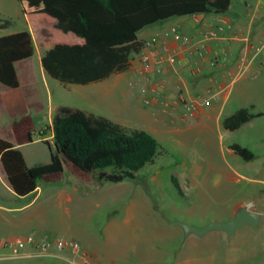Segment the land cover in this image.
Returning a JSON list of instances; mask_svg holds the SVG:
<instances>
[{
  "label": "rangeland",
  "instance_id": "374dc122",
  "mask_svg": "<svg viewBox=\"0 0 264 264\" xmlns=\"http://www.w3.org/2000/svg\"><path fill=\"white\" fill-rule=\"evenodd\" d=\"M243 2L234 0L232 10L243 7ZM213 15L206 14L215 18ZM0 19L11 22L7 29L0 30V37L29 28L17 0H0ZM180 19L183 18L171 21ZM163 26L157 23L140 35L144 37ZM262 42L264 44V39ZM34 47L30 63L19 67V73L26 88L28 78L23 74V68L28 66L34 70V87L39 93L27 98L42 101L46 110L35 118L34 141L20 148L28 167L50 163L52 154L56 152L49 125L56 113L52 108L56 105L79 108L108 118L129 132L144 130L158 141L159 154L154 163L137 173L135 179L121 183L103 182L96 187L81 183L65 169L60 182L39 183L36 192L25 199L10 191L8 184L0 179V205L25 206L22 212L0 211V239L12 235H34L73 239L84 246L93 243L106 248L109 222L125 217L129 207L136 213V218L148 219L159 213L156 220L165 228H171L168 224L174 219L204 228L212 222L231 220L236 213V205L248 201L263 211L259 227H243L233 236L213 231L204 237L192 234L189 238L182 234V228H177L178 235L166 229L157 231L156 245H159L158 240H162L164 251L161 249L152 254L139 251L136 255L129 254L126 261L134 264L146 261V264H264V117L256 118L238 131H227L222 126L224 119L241 108L264 111V94H256L258 99L254 106L239 96V83L232 89L231 97L220 113V124L214 118L206 117L199 122L187 113L183 104L178 110H173L178 102L177 96H173L169 104L170 111H175L174 115L165 113L162 105H136L128 94V89L134 93L129 84L127 87L124 85L126 89L124 86L108 89L107 85L114 83L115 76L87 86L63 85L47 74L42 75L41 57L46 48L37 43ZM257 82L263 84L264 76H260ZM182 116L189 117L184 119ZM0 138L13 141L10 127L1 119ZM233 144L249 149L255 158L245 161L238 155H232L230 146ZM64 192H71V201L61 198ZM140 201L146 210L139 208ZM145 231L149 232L148 226ZM137 233L141 234V231ZM152 259H156L155 262L151 263ZM0 264L67 263L53 257H40Z\"/></svg>",
  "mask_w": 264,
  "mask_h": 264
},
{
  "label": "trees",
  "instance_id": "16d2710c",
  "mask_svg": "<svg viewBox=\"0 0 264 264\" xmlns=\"http://www.w3.org/2000/svg\"><path fill=\"white\" fill-rule=\"evenodd\" d=\"M40 47L47 48L41 63L63 85H88L126 72L131 59L144 48L138 39L147 27L177 17L229 12L234 0H18ZM11 25L0 19V29ZM33 35L23 31L0 37V85L13 94L20 118L12 123L16 144L0 138V166L19 198L36 192L39 183H58L65 169L87 184L121 183L154 163L158 141L144 130L128 131L94 113L60 106L50 129L56 152L48 164L28 167L18 146L34 141L36 123L21 94L15 65L33 57ZM37 110H40L37 107ZM241 108L223 120L236 131L263 117ZM230 149L245 161L254 154L233 144Z\"/></svg>",
  "mask_w": 264,
  "mask_h": 264
},
{
  "label": "crops",
  "instance_id": "0c3cea01",
  "mask_svg": "<svg viewBox=\"0 0 264 264\" xmlns=\"http://www.w3.org/2000/svg\"><path fill=\"white\" fill-rule=\"evenodd\" d=\"M243 1V7L232 10L231 6V9L226 14L217 15L210 13L211 15H216L215 18L207 17L206 14H200L201 16L177 17L183 19L173 21L170 19L160 22L162 25L164 24L160 30L148 32V34L142 37L140 33L147 30L149 27L145 28L138 35V39L145 45L144 48L140 53L133 55L129 70L112 76H115V80L113 84H110L111 86L107 85L108 89L116 88L117 86L119 88L124 85L127 87V84H129L134 93L127 88L128 94L130 98L136 101V105L141 106L147 99H150L153 106L159 107L162 105L165 113H171L173 115L175 111H170L169 105L173 96L178 97V102L174 105L173 110H178L180 104H183L185 108V103L196 102L198 108L195 111L190 113L186 108L185 110L187 113H190L192 117L199 120V122H202L203 117H206L210 120L214 118L215 122L220 124V113L225 104L229 101L232 89L239 85V83H241L238 88L239 96L245 97L248 103L252 102L254 106H256L255 100L258 99L256 94H264V83L259 84L257 82L260 76H264V44L262 42L264 39V0ZM227 15L229 16L225 17ZM219 19H222L220 23L218 22ZM27 24L29 28L25 31H30L32 33L35 44L37 43L36 36L32 32L28 20ZM163 28L170 30L172 28H177L180 39H176L173 35L164 38L163 35L167 31ZM220 28H222V30H220ZM213 30L218 31L217 37H211L209 35V32ZM199 49L204 51V57L198 55L197 50ZM145 54H149L152 59L151 68L148 72L144 71L141 65V58ZM170 55L177 56L176 64L168 62ZM43 56L44 55H42V57ZM31 59L32 57L17 63L15 68L21 85V94L25 103L31 107H35L30 111L35 120L40 113L45 112L46 105L42 101L28 100L27 98L28 95H37L39 93V90L34 87L36 81L34 70L28 66L23 68V74L28 78L26 85L27 89L23 87L21 75L19 73V67L30 63ZM212 60L215 61L216 65H211ZM41 73L44 76L47 74L44 68L41 69ZM109 79H111V77ZM104 81H108V79ZM205 102H209V105H206ZM37 107L40 110H37ZM58 107L60 106L56 105L52 109L57 112ZM255 113H264V111L258 109ZM187 117L189 116H182L184 119ZM19 118L18 102L14 103L13 94L0 85V119L3 123H7L12 132V123ZM255 119L242 127L250 125ZM49 125L51 126L52 122ZM8 141L16 144L14 136L13 141ZM18 147L21 148L22 146ZM230 153L232 155H237L232 150H230ZM0 179L8 184L10 191H13L5 174L1 170V166ZM77 180L80 181L79 179ZM99 185L101 184H95L94 186L98 187ZM61 198L71 201V192H64L61 194ZM139 204V208L143 210L147 209L142 201H140ZM244 205H250L251 209L254 208V211L260 212L261 214L263 212L256 207L254 202L251 203L248 201H241L238 203L236 205V210ZM24 208L25 206L6 207L0 205V211L10 213L22 212ZM158 214L156 212L153 214L154 217L148 219L136 218V213H133L129 207L125 217L113 219L109 222L106 231V248L95 246L93 243L84 246L80 241L73 239L65 240L79 242L83 248L89 252L90 256L101 264L110 262L114 264H130L131 262L126 261L129 254L132 255L133 253L136 255L139 251L152 254L161 249L164 251L162 240H158L159 245H156L157 231L164 232L166 229L175 235L180 233L179 230H177V228L180 227L170 223L168 226L171 228H165L162 222H158L156 220L157 217H159ZM176 220L177 219H174L173 221ZM147 226L149 232L145 231ZM138 230L141 231V234L137 233ZM183 233L184 232H182V234ZM190 235L192 234L185 235V237L189 238ZM15 236L16 235H12L10 238ZM40 257H53L67 264H76L71 250H60L58 248H53L44 254L28 249L24 257L19 260L25 261ZM155 260L156 259H152L151 263L155 262ZM1 262L5 261H0V263ZM146 262L144 264H146Z\"/></svg>",
  "mask_w": 264,
  "mask_h": 264
},
{
  "label": "built area",
  "instance_id": "2783aa9c",
  "mask_svg": "<svg viewBox=\"0 0 264 264\" xmlns=\"http://www.w3.org/2000/svg\"><path fill=\"white\" fill-rule=\"evenodd\" d=\"M222 30V28H220ZM170 35L175 36L176 39H180L177 28H172L169 32L164 33V38L169 37ZM211 37H217L218 31L213 30L209 32ZM197 53L200 57H204L205 53L202 49L197 50ZM151 57L149 54H145L141 58V65L144 71L148 72L151 68ZM168 62L171 64L177 63V56L170 55ZM211 65H216L215 61H211ZM146 105L151 104V100L147 99L145 101ZM206 105H209V102H205ZM185 108L188 112H193L198 108L196 102L185 103ZM53 248H58L60 250L69 249L71 250L76 264H101L98 261L94 260L89 252L83 248L79 242L68 241L63 238L50 239L47 237H37L34 235L27 236H15L0 239V261H8L14 259L23 258L26 250L32 249L37 253L44 254ZM107 264H114L112 262Z\"/></svg>",
  "mask_w": 264,
  "mask_h": 264
},
{
  "label": "water",
  "instance_id": "95a60500",
  "mask_svg": "<svg viewBox=\"0 0 264 264\" xmlns=\"http://www.w3.org/2000/svg\"><path fill=\"white\" fill-rule=\"evenodd\" d=\"M261 221L262 214L260 212L252 210L250 205H244L240 206L236 210V213L231 220L226 222H212L204 228H197L179 221L170 223L174 226L182 228L185 235L195 234L199 237H204L213 231H221L226 233L228 236H233L243 227H259Z\"/></svg>",
  "mask_w": 264,
  "mask_h": 264
}]
</instances>
